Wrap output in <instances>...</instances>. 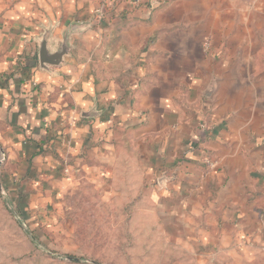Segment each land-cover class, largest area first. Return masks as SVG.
Returning <instances> with one entry per match:
<instances>
[{"label":"crops","instance_id":"1","mask_svg":"<svg viewBox=\"0 0 264 264\" xmlns=\"http://www.w3.org/2000/svg\"><path fill=\"white\" fill-rule=\"evenodd\" d=\"M104 2L0 0L4 155L26 163L47 141L69 173L115 181L125 165L157 264H264V0H177L156 15L123 3L42 70L45 29L54 49Z\"/></svg>","mask_w":264,"mask_h":264},{"label":"rangeland","instance_id":"2","mask_svg":"<svg viewBox=\"0 0 264 264\" xmlns=\"http://www.w3.org/2000/svg\"><path fill=\"white\" fill-rule=\"evenodd\" d=\"M125 5L122 11L133 10ZM40 142L26 163L0 148V264H157V241L130 207L135 195L125 193L141 188L126 166L115 181L81 163L69 173Z\"/></svg>","mask_w":264,"mask_h":264},{"label":"water","instance_id":"3","mask_svg":"<svg viewBox=\"0 0 264 264\" xmlns=\"http://www.w3.org/2000/svg\"><path fill=\"white\" fill-rule=\"evenodd\" d=\"M92 26V21L86 23H75L73 22L69 27L62 32L61 40L57 41L55 48H51V40L53 37L55 27H48L45 29L42 35V40L39 43L38 60L40 68L44 71L53 73L51 67H59L65 63V58L70 55L72 50V37L85 32L89 27ZM213 90L211 91V93ZM96 110H92L89 113L82 114L83 118L91 119L97 116ZM167 180L162 178L160 183ZM1 188V185H0Z\"/></svg>","mask_w":264,"mask_h":264},{"label":"trees","instance_id":"4","mask_svg":"<svg viewBox=\"0 0 264 264\" xmlns=\"http://www.w3.org/2000/svg\"><path fill=\"white\" fill-rule=\"evenodd\" d=\"M131 0H105L104 2V9H103V16L102 17H96L94 19V26H101L103 24L104 21H106V15H111L112 13H114L115 10L118 9V7H120L121 4L123 3H130ZM158 2L159 5H157L154 9V15H156L158 12L166 9L167 7H169V5L173 2V0H155ZM152 0H145V2L143 4H141L142 9L144 8H148V9H152V4H151ZM138 8H133V10H137ZM127 12V11H126ZM127 15V13H125ZM156 37L152 38V40L150 41V45H153L156 41ZM25 70H28L29 67L25 66L24 67ZM38 146L41 147L42 149L46 150L47 152H53L52 155H57V153L55 152L54 149L51 148V146L48 144L47 141H41L40 143H38ZM58 156V155H57Z\"/></svg>","mask_w":264,"mask_h":264},{"label":"built area","instance_id":"5","mask_svg":"<svg viewBox=\"0 0 264 264\" xmlns=\"http://www.w3.org/2000/svg\"><path fill=\"white\" fill-rule=\"evenodd\" d=\"M144 2H145V0H131V1H130V5H131L133 8H140V7H141V4H143ZM151 4H152V10H153L157 5H159L158 2L155 1V0H152ZM102 16H103V12H101V14H100V17H102ZM205 160H206L205 164H206L207 166H211L212 161H211L210 156L207 155Z\"/></svg>","mask_w":264,"mask_h":264}]
</instances>
